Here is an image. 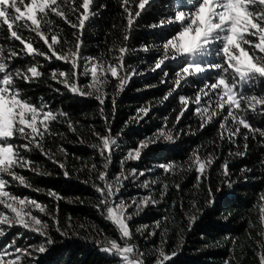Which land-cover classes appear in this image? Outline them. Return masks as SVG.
I'll use <instances>...</instances> for the list:
<instances>
[{
	"label": "trees",
	"instance_id": "16d2710c",
	"mask_svg": "<svg viewBox=\"0 0 264 264\" xmlns=\"http://www.w3.org/2000/svg\"><path fill=\"white\" fill-rule=\"evenodd\" d=\"M180 2L155 0L141 10L138 0L127 5L122 0H92L81 28L82 0H65L61 7L77 27L49 13L52 23L42 25L41 32L48 43L57 34L60 43L53 47L58 54L76 51L79 45L76 68L71 61L51 56L37 33L26 35L34 48L51 58L35 53L15 57L16 67L30 77L16 79V88L42 114L51 112L55 119L46 121L47 131L38 124L43 135L30 144L31 150L19 147L28 142L24 138L12 140L31 162L17 169L27 186L17 181L13 192L43 208L32 205L31 212L41 221L37 232L16 228L7 234V242L21 250L20 264H126L104 250L123 239L140 264H262L264 106L234 110L259 130L252 132L227 117V107L217 109L218 90L209 91L197 107L181 101L205 82L202 75L189 76V84L174 89L172 72L183 66L182 60L164 65L170 79L160 84L163 70L153 68L178 29L153 25L170 16L174 7L182 10L185 4ZM137 11L139 17L134 15ZM18 32L26 33L22 26ZM1 40L9 46L15 43ZM121 48L126 49L122 61ZM94 64L104 69L116 66L118 74L101 75L98 68L101 83L94 84ZM30 67L41 75L32 77ZM127 77V83H121ZM240 89L245 97H262L264 78ZM205 109L219 115L207 122ZM104 137L115 143L104 148ZM145 141L147 147H141ZM137 151L139 157L133 158ZM106 185L112 188L111 196ZM109 198L111 204L123 206L130 238H121L107 218Z\"/></svg>",
	"mask_w": 264,
	"mask_h": 264
},
{
	"label": "snow or ice",
	"instance_id": "6c2138e0",
	"mask_svg": "<svg viewBox=\"0 0 264 264\" xmlns=\"http://www.w3.org/2000/svg\"><path fill=\"white\" fill-rule=\"evenodd\" d=\"M64 2L65 0H30V3H25V0H0V19L10 31V37L24 45V50H26L27 54L44 55L48 59L54 56L58 60L71 61L73 67L76 68L75 60L78 58L79 45H76V51L68 49L66 53L58 54L53 47V45L60 43L57 34H52L51 43H48V39L41 32L42 25L46 26L52 23L49 19V13L59 16L65 22L71 24L61 7ZM91 2L92 0H82L81 7L84 9V13L81 14V17H78L81 28L88 19L87 13ZM122 2L127 5L129 0H122ZM150 2L151 0H138L139 9L144 10ZM20 4L25 5L23 10L19 6ZM73 11H77V9L73 7ZM125 11L128 12L127 7H125ZM140 14V11H137L134 15L139 17ZM128 15V24L131 26L133 13L129 12ZM22 19H24L23 27L29 31L36 32L48 45L51 56L39 52L33 47L31 42H27L22 35L18 34V29L21 27L20 24H16L17 30H13L14 22ZM169 23H180L182 27L175 37L169 39L163 45V58L156 63L155 67L160 68L165 63V60L168 59L176 60L182 57L206 55L210 46L214 44L220 45L217 54L222 57L223 62L211 64L208 67L219 70L221 74L218 75L214 83L206 85V87L214 91L219 90V98L216 101L217 109L223 111L227 107V117H230L234 122L249 131H259L252 129L243 117L238 118L234 114V110L246 111L251 109L255 111L257 105L264 106V96L245 97L237 91L238 86L264 78V0H197L191 12L178 10L174 15V19L169 21ZM71 26L77 27L76 24H71ZM155 26L153 25V27ZM120 52L122 61L123 53L126 52V49L121 48ZM2 53L3 49H0V73L3 74L0 76V174H7L12 179L27 186L24 178L19 176L14 169L30 165L31 162L20 155L19 150L11 141L17 137H22L28 142L19 147L24 150H31L30 144L36 141L37 136L43 135L38 124L45 125L44 131H47L46 121L54 120L55 116L51 112H45L43 113L44 118L42 120L38 119L41 115V110L30 101L22 98L15 85V77L18 76L25 81H28L30 77L19 70H17L15 75L8 71V65L5 63ZM16 55V52L11 53L13 57ZM122 66L121 63L120 67ZM98 68H100L101 75L104 72H110L113 77H116L118 74L116 66H109L104 69L103 66L94 64L90 69L94 84L101 83V75H98ZM205 71L206 68L201 63L194 60L187 62L181 71L177 73L176 84L179 85L182 79L200 75ZM27 72L31 73L32 77L41 75L36 67L28 68ZM60 76H66V73L61 72ZM53 78H55V73ZM123 82L122 80L121 83ZM72 90L77 91L78 89L72 86ZM208 94L207 91L203 92L204 96H208ZM181 99L183 100L184 98L182 97ZM196 102H200L199 95L196 97ZM204 114L207 116V122H210L214 116L219 115V112L209 113L205 109ZM220 127L224 128L225 125L221 124ZM236 132H239V128L236 129ZM260 135L264 136V131H261ZM167 138L171 139V136L169 135ZM102 140L104 148H108L110 143H115L108 137H104ZM147 144L148 142L145 141L141 147H147ZM37 147H39L38 143ZM129 155L131 156V154ZM139 155L140 153L137 151L133 158H137ZM210 162L211 160L209 159L208 163ZM171 167V165L168 166V168ZM204 167L205 164L201 162L198 170L202 172ZM104 175V173H101L100 179L103 180ZM6 185L7 181L0 178V204L10 209L14 213V217L9 220L4 213L0 212V224H9L11 226L13 223H18L27 228L29 223L25 217H29L37 225L41 224V221L32 216L30 211H25V207L26 205H33L39 208L40 211H43V208L35 201H26L10 194L5 190ZM105 187L108 189L107 195L111 196L113 194L111 186L106 185ZM98 191L105 195L104 188H99ZM101 203H106V201L102 200ZM118 208L121 210L119 215L116 214V210L112 207H108V218L117 226L123 237L130 238L131 233L123 217V206L120 205ZM34 230L38 231L39 229ZM3 234V230L0 229V235ZM44 250L43 247L39 249L41 252ZM104 250L121 255L127 264H140V261L135 257L129 258L128 254L134 251L132 247H121L117 242L112 241L110 247ZM17 251L21 250L17 249ZM164 258L167 259L166 256ZM2 262L3 257L0 256V264ZM262 264H264V256H262Z\"/></svg>",
	"mask_w": 264,
	"mask_h": 264
},
{
	"label": "rangeland",
	"instance_id": "374dc122",
	"mask_svg": "<svg viewBox=\"0 0 264 264\" xmlns=\"http://www.w3.org/2000/svg\"><path fill=\"white\" fill-rule=\"evenodd\" d=\"M152 1H155V0H151V2ZM182 1L183 2H180V3L181 4H185L183 6V8H182V11H185V12H191L192 9L194 8L195 4L197 3V0H182ZM171 2H174V0H171ZM25 3H30V0H25ZM19 6L23 10L25 5L24 4H20ZM176 11H177V9H176V7H174V9H172V11H171L172 14H170V16H168V17H164L163 21H162L163 23L160 22V23H158L156 25V27L157 26H163V25L164 26H170L172 28L171 30H173L174 26H176V28L178 30L175 31L174 33H172V35L170 36V39L175 37L178 34V32L181 30V27H182L180 23H169V21L174 19V15H175ZM28 23H30V22H28ZM16 24H20L23 27L24 19H22L21 21L14 22L13 30H17L16 27H15ZM25 31H26L25 34H20V35H22V37L26 41H27L26 35L29 34L30 32L33 35H35V36L37 35L36 32L29 31L27 29H25ZM18 34H19V32H18ZM3 38H7L8 41H12V42H15V43L13 45H10V46L6 45L5 42H2V40H1ZM11 47L15 48L16 50L12 49ZM219 47H220V45H218V44H214V45L210 46V48L208 50V53L206 55H197L195 57H182V58L176 59V60L168 59V60H165V63L162 64L160 68H156L155 67L156 63H158L162 59V58H159L156 61L153 69H156V70L157 69H161V70H163L162 76L159 79L160 84L165 85L166 83H168V79H170V78H167V76H169V74H168L167 69L164 68L165 67L164 65L166 63L167 64H175V63L177 64L181 60L183 61V66H181L179 70H177V66H176V70L174 72H172V74L174 75L176 80L178 79L177 73L181 71V69L186 65L187 62H190V61L194 60L195 62L201 63V65L206 68V71L204 73L200 74V75L204 76V78H205V82H203V85H202L203 88L197 90V92L195 94H192L193 95L192 97H188V100H186L185 96H181L180 97L181 101H184V102L188 101L190 106H192V107L200 106L201 98L203 99V97H206V96L203 95V92L207 91L209 93V91H211L210 88L207 89L206 85H210V84L214 83L217 80L218 75L221 74L219 72V70L208 67V65L215 64V63H222L223 62L222 61V57L217 54V51H218ZM0 49H3V53L2 54H3V57H4L5 63L8 65V71H10L13 75H15V73L19 69L16 67V64L13 63V59L15 57H21L24 53H26V50H24V45L21 44L20 41L15 40L14 38L10 37V31L7 29V26L3 24L2 19H0ZM12 52H16L17 55L14 56V57L11 56ZM210 61H212V62L210 63ZM215 70H217V74L216 75H214L215 73H213V71H215ZM2 75L3 74L0 73V76H2ZM19 78L20 77H18V76L15 77V81H16V79H19ZM187 78L182 79L180 81V84L176 85L174 87V89H177V86H185V85L189 84V82L187 81ZM210 79H213V80H210ZM229 79H231V77H229ZM123 81H124L123 83H127L128 77L124 78ZM250 82L251 81H249L248 83L243 84V85H248V84H250ZM243 85H241V86H243ZM150 86H152V85H150ZM241 86H238V89H237L238 92L241 91V89H240ZM205 87H206V89H205ZM198 95L200 96V102L199 103L196 102V97ZM182 97L184 98L183 100L181 99ZM193 97H195V98H193ZM38 119H41V120L43 119L42 112H41V115H40V117ZM16 148H17V146H16ZM18 168L19 167H16L14 169V171L16 173H17V169ZM0 178H3L4 180L7 181V185H6V189H5L6 191H8L12 195H15L16 197H19L21 199H25V198H22L20 196H17L13 192V188L12 187L14 186V183L17 182V180L12 179L11 176H9L7 174H0ZM118 206H120V205L111 204V198H109L108 205L106 207V216H107V218H108V214H107V208L108 207H112L114 210H116V214L117 215L120 214L121 210L118 208ZM33 209H34V207L32 205H26V207H25V211H30L31 212ZM0 212L4 213V215L7 216L9 218V220H12L13 217H14V213H12L10 209L5 208L3 204H0ZM31 215L34 216L32 212H31ZM25 219L29 223V227H27V228L22 226V225H20V224H18V223H13L11 226H9V224H0V229H2L3 233H4L3 235H0V256L3 257L2 264H20V262H19L20 255L18 254V251H17L15 245L7 242L9 240V237L7 236V234L9 233L10 230H13V229H16V228H20V229H23V230H30V231L37 232V230H34V229H38L39 225H37L33 221H31V219L29 217H25ZM109 221L111 223H113L110 219H109ZM114 226L118 230V228H117V226L115 224H114ZM118 232H119V235L121 236V238H124L119 230H118ZM119 245L121 247H125V246L131 247V245L128 242H126L124 239H123L122 244H119ZM115 255H118L127 264V262L123 259V257L121 255H119V254H115ZM128 255H129V258L135 257L136 259H138L134 252H132V253H130Z\"/></svg>",
	"mask_w": 264,
	"mask_h": 264
}]
</instances>
